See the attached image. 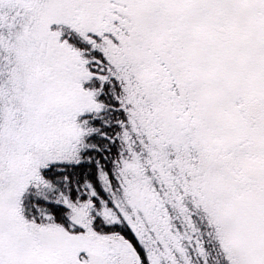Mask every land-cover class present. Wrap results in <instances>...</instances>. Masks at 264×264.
Here are the masks:
<instances>
[{
    "label": "snow or ice",
    "instance_id": "obj_1",
    "mask_svg": "<svg viewBox=\"0 0 264 264\" xmlns=\"http://www.w3.org/2000/svg\"><path fill=\"white\" fill-rule=\"evenodd\" d=\"M0 264H264V0H0Z\"/></svg>",
    "mask_w": 264,
    "mask_h": 264
}]
</instances>
